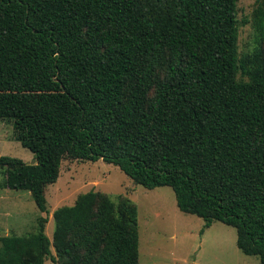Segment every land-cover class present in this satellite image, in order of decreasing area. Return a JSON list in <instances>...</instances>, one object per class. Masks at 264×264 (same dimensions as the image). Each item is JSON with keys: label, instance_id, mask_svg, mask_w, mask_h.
Masks as SVG:
<instances>
[{"label": "trees", "instance_id": "16d2710c", "mask_svg": "<svg viewBox=\"0 0 264 264\" xmlns=\"http://www.w3.org/2000/svg\"><path fill=\"white\" fill-rule=\"evenodd\" d=\"M237 1L0 0V118L36 159L1 155L3 187L30 191L45 212L64 158L103 159L147 188L172 187L206 226L232 225L264 264V62L238 56ZM32 93L36 114L24 110ZM53 217L52 239L47 216L4 238L0 264H139L130 199L90 190Z\"/></svg>", "mask_w": 264, "mask_h": 264}, {"label": "rangeland", "instance_id": "374dc122", "mask_svg": "<svg viewBox=\"0 0 264 264\" xmlns=\"http://www.w3.org/2000/svg\"><path fill=\"white\" fill-rule=\"evenodd\" d=\"M261 1H237L238 56L250 69L257 62H264V23L261 26L254 20V11ZM237 77L249 78L242 68ZM25 103V112L36 114L40 104L38 93L27 94ZM13 124V119L0 118V156L33 162V152L15 139ZM3 181L0 170V248L6 237L35 232L40 216L48 217L46 233L52 239L54 210L73 205L81 194L95 190L115 202L128 198L137 206L139 264H259L258 256L245 254L238 247L235 227L219 220L206 226L203 217L180 210L172 187L147 188L103 159L64 158L58 180L46 187L45 212L38 209L30 191L3 187ZM45 264L56 263L47 259Z\"/></svg>", "mask_w": 264, "mask_h": 264}, {"label": "water", "instance_id": "95a60500", "mask_svg": "<svg viewBox=\"0 0 264 264\" xmlns=\"http://www.w3.org/2000/svg\"><path fill=\"white\" fill-rule=\"evenodd\" d=\"M35 162H36V159L34 158V159H33V162H31V163H35Z\"/></svg>", "mask_w": 264, "mask_h": 264}]
</instances>
